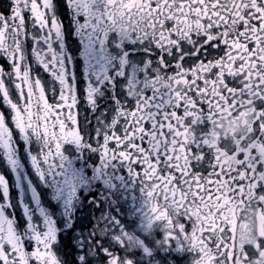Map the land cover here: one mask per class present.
Instances as JSON below:
<instances>
[{
    "label": "snow or ice",
    "instance_id": "obj_1",
    "mask_svg": "<svg viewBox=\"0 0 264 264\" xmlns=\"http://www.w3.org/2000/svg\"><path fill=\"white\" fill-rule=\"evenodd\" d=\"M0 264H264V0H0Z\"/></svg>",
    "mask_w": 264,
    "mask_h": 264
}]
</instances>
